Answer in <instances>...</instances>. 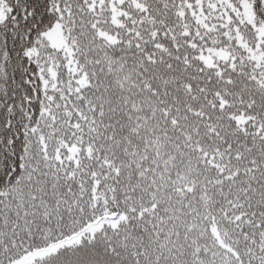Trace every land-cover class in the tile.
Wrapping results in <instances>:
<instances>
[{
    "label": "snow or ice",
    "instance_id": "6c2138e0",
    "mask_svg": "<svg viewBox=\"0 0 264 264\" xmlns=\"http://www.w3.org/2000/svg\"><path fill=\"white\" fill-rule=\"evenodd\" d=\"M0 264H264V0H0Z\"/></svg>",
    "mask_w": 264,
    "mask_h": 264
}]
</instances>
